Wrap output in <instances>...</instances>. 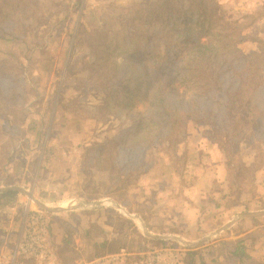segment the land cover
Segmentation results:
<instances>
[{"label":"rangeland","instance_id":"obj_1","mask_svg":"<svg viewBox=\"0 0 264 264\" xmlns=\"http://www.w3.org/2000/svg\"><path fill=\"white\" fill-rule=\"evenodd\" d=\"M148 1L32 0V5L26 1L17 11L22 25L12 27L8 33L1 32L0 61L6 64L13 61L18 66L20 84L15 92L18 97L5 105L7 108L16 105L15 114L4 110L0 118V138L6 141L0 145V187H22L50 207L71 206L78 202L101 203L70 213L43 210L49 218L51 240L59 264H86L92 260L89 259L93 253H111L121 244L129 250H137L140 245L137 230L107 199L120 200L129 210H138L141 208L136 200L139 186H164L167 190L166 183L172 181L163 176L164 161H171V168L174 164L180 173L187 160L183 150L199 144L200 137L208 145L218 146L219 150L221 147L234 150L226 154L233 153L230 158L237 165L243 157L249 162L254 156L257 165L264 162L263 148L258 144L255 148L251 144L248 146L250 139L245 137L246 142L236 150L231 141L226 145L224 137L209 134L207 126L188 121L177 139L156 141L146 149L139 180L124 189L111 190L119 199L107 197V140L121 135L131 125L140 103H136L138 108L133 109L131 115L107 114V95L95 84V55L89 48L101 44L107 50V30L120 32L124 19L118 17L127 16L130 11L145 12ZM218 2L225 15L239 22L241 51L247 54L255 47L264 50L261 43L264 41V4L259 8L261 0ZM114 18L118 21L112 24ZM260 38L262 40H258ZM257 42H260L258 46ZM177 150L181 152L178 155ZM248 152L251 154L246 156ZM83 161L89 171L86 175L82 170ZM255 187L250 179L238 184L233 199L226 206L231 208L240 199L261 195ZM149 196L152 200V195ZM27 199L30 196L18 192L14 201L0 204V248H9L16 242ZM30 202L37 207L32 200ZM110 209H114L113 212L109 213ZM109 224L121 231V237L113 240L109 247L107 244L91 245L93 236L95 241H102L100 229L104 231L103 227ZM85 227L92 231V236L86 235ZM166 244L170 243L165 241L162 245ZM151 245L159 247L161 244Z\"/></svg>","mask_w":264,"mask_h":264},{"label":"trees","instance_id":"obj_2","mask_svg":"<svg viewBox=\"0 0 264 264\" xmlns=\"http://www.w3.org/2000/svg\"><path fill=\"white\" fill-rule=\"evenodd\" d=\"M26 1L32 5V0H0V38L1 32L22 25L17 11ZM147 7L143 13L130 11L118 17L124 24L120 32L107 30V50L101 44L89 48L95 55V84L107 95V114L131 115L140 103L131 125L107 140V197L116 200L115 190L139 180L146 149L156 141L177 139L188 121L207 126L209 134L224 137L226 145L231 141L236 150L246 138L248 146L258 144L264 150V50L241 51L239 22L225 15L218 0H149ZM19 74L13 61H0V118L4 110L15 114L16 105H5L18 97ZM4 139L0 138V145ZM226 152L235 151L220 149L228 185L235 192L238 184L250 179L254 162L243 157L237 165L231 161L233 153ZM83 164L86 175L89 171ZM17 196L15 190L2 192L0 204H9ZM127 220L137 230L140 244L146 238L132 219ZM100 232L104 239L97 242L93 236L91 245L107 244L104 231ZM85 233L93 235L89 228ZM242 249L239 243L233 248V253L244 258L241 264H259L250 261ZM98 256L93 253L89 260Z\"/></svg>","mask_w":264,"mask_h":264},{"label":"crops","instance_id":"obj_3","mask_svg":"<svg viewBox=\"0 0 264 264\" xmlns=\"http://www.w3.org/2000/svg\"><path fill=\"white\" fill-rule=\"evenodd\" d=\"M197 142L199 144L183 150L187 160L180 173H177L174 164L171 168L170 160L169 163L168 160L164 161L163 176L172 181L166 183L167 190H164V186L143 187L139 183L140 188L136 193L139 198L136 200L140 202L138 205H141V208L136 211L132 208L130 213L125 205L113 201L129 214L138 216L153 235L176 236L186 242L200 240V243L190 246L182 245L172 238H151L144 235L140 228L139 232L146 239L141 238L143 243H140L137 249L145 248L146 245L153 246L151 244L162 245L168 241L171 245L182 248L180 264H241V259L244 258L233 253L234 246L239 243L250 261L264 264V215L238 217L228 227L211 235L237 215L264 211V199H262L264 198V162L257 165L254 156L252 160H249L254 162L250 176L251 184L257 187L261 195L240 199L229 208L226 204L233 199L235 192L228 185L227 169L221 159L219 147L214 144L208 145L207 141L205 143V139L201 137L197 139ZM178 144L177 146L180 147ZM179 153L181 152L177 150L176 155ZM149 195H152V200ZM107 202L110 203L108 200ZM145 203L148 204L146 208L143 207ZM114 209L123 214L120 216L132 219L138 226L137 219L127 216L122 209L116 207ZM114 209L108 212L111 213ZM75 210L59 212L70 213ZM103 229L107 247L111 245L112 240L121 237V231L113 229L111 224Z\"/></svg>","mask_w":264,"mask_h":264},{"label":"built area","instance_id":"obj_4","mask_svg":"<svg viewBox=\"0 0 264 264\" xmlns=\"http://www.w3.org/2000/svg\"><path fill=\"white\" fill-rule=\"evenodd\" d=\"M30 201H24L16 242L9 248H0V264H59L51 240L49 218ZM181 252L182 248L171 244L146 245L134 251L122 246L86 264H180Z\"/></svg>","mask_w":264,"mask_h":264},{"label":"water","instance_id":"obj_5","mask_svg":"<svg viewBox=\"0 0 264 264\" xmlns=\"http://www.w3.org/2000/svg\"><path fill=\"white\" fill-rule=\"evenodd\" d=\"M8 190H15L18 191L20 193H24L25 195H27L28 197L30 196V199L37 205V207H39L40 209L44 210V211H48V212H59V211H68V210H73V209H86V208H91V207H96L99 206L101 203L100 202H78L75 203L71 206H65V205H59V206H55V207H50V206H46L44 205L42 202H40L39 200L35 199L29 192L25 191L22 187H16V186H5V187H0V193L8 191ZM108 201H110V203L112 204V206L122 209L123 212L133 218V219H137L140 228L142 229V232L144 235L151 237V238H158V239H169L172 238L176 241H179L182 245H190V246H194L197 243H200V240L196 241V242H186L182 239H180L179 237L176 236H168V235H153L151 234L147 228L145 227L144 223L141 221V219L136 216V215H131L128 212H126L120 205L116 204L113 200L111 199H107ZM246 215H264V211H259V212H252V213H242L240 215L235 216L230 222L226 223V225L220 227L219 229L215 230L213 233H211V235L217 234L220 231H222L223 229H225L226 227H228L231 223H233L238 217H242V216H246ZM210 235V236H211ZM188 243V244H187Z\"/></svg>","mask_w":264,"mask_h":264}]
</instances>
